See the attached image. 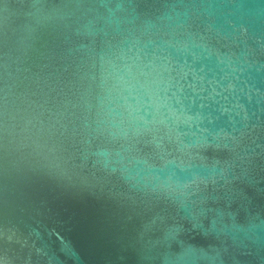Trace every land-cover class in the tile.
<instances>
[{"label":"water","instance_id":"water-1","mask_svg":"<svg viewBox=\"0 0 264 264\" xmlns=\"http://www.w3.org/2000/svg\"><path fill=\"white\" fill-rule=\"evenodd\" d=\"M0 264H264V0H0Z\"/></svg>","mask_w":264,"mask_h":264}]
</instances>
